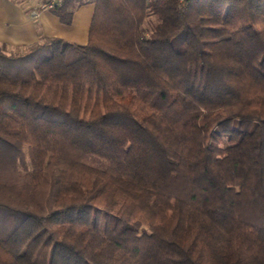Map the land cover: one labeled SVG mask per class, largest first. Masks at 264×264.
I'll return each mask as SVG.
<instances>
[{
    "label": "trees",
    "instance_id": "obj_1",
    "mask_svg": "<svg viewBox=\"0 0 264 264\" xmlns=\"http://www.w3.org/2000/svg\"><path fill=\"white\" fill-rule=\"evenodd\" d=\"M87 1L0 46V264H264V0Z\"/></svg>",
    "mask_w": 264,
    "mask_h": 264
},
{
    "label": "crops",
    "instance_id": "obj_2",
    "mask_svg": "<svg viewBox=\"0 0 264 264\" xmlns=\"http://www.w3.org/2000/svg\"><path fill=\"white\" fill-rule=\"evenodd\" d=\"M39 0H0V46L8 51L25 49L43 38H59L86 45L95 11V3L87 1L75 11L69 24L63 23L51 10L33 11Z\"/></svg>",
    "mask_w": 264,
    "mask_h": 264
},
{
    "label": "built area",
    "instance_id": "obj_3",
    "mask_svg": "<svg viewBox=\"0 0 264 264\" xmlns=\"http://www.w3.org/2000/svg\"><path fill=\"white\" fill-rule=\"evenodd\" d=\"M66 0H39L38 8L33 11V15L37 16L39 11L51 10L55 6L62 5Z\"/></svg>",
    "mask_w": 264,
    "mask_h": 264
},
{
    "label": "rangeland",
    "instance_id": "obj_4",
    "mask_svg": "<svg viewBox=\"0 0 264 264\" xmlns=\"http://www.w3.org/2000/svg\"><path fill=\"white\" fill-rule=\"evenodd\" d=\"M25 49H22V51H24ZM17 51V50H16ZM90 161H92L93 162V160L92 159H90Z\"/></svg>",
    "mask_w": 264,
    "mask_h": 264
}]
</instances>
